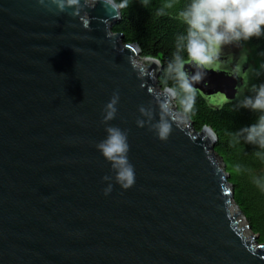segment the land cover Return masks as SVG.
I'll return each instance as SVG.
<instances>
[{
    "label": "water",
    "instance_id": "1",
    "mask_svg": "<svg viewBox=\"0 0 264 264\" xmlns=\"http://www.w3.org/2000/svg\"><path fill=\"white\" fill-rule=\"evenodd\" d=\"M71 12L0 0V264H264L213 129L188 118L160 141L137 127L162 89L159 60L114 31L121 10L87 0L88 28ZM230 45L195 85L214 107L242 99L258 70L245 43ZM107 126L128 130L136 181L124 190L113 179L105 196L115 173L95 144Z\"/></svg>",
    "mask_w": 264,
    "mask_h": 264
},
{
    "label": "clouds",
    "instance_id": "2",
    "mask_svg": "<svg viewBox=\"0 0 264 264\" xmlns=\"http://www.w3.org/2000/svg\"><path fill=\"white\" fill-rule=\"evenodd\" d=\"M48 11L64 13L72 9L73 17H79L85 28L90 21L81 12L86 7L87 0H37ZM101 3L106 13H115L117 17L120 10L129 7L130 0H97ZM147 6L150 0H140ZM171 0L158 10V15L164 14L165 8H172ZM179 15L186 25V32L176 38V51L169 61L166 69L164 86L159 91L150 94L153 101L148 107L139 106L138 111L146 119H137V127L146 125L149 131L155 133L160 141H167L173 131V124L179 126L195 113L196 84L206 76L207 71L217 65L220 53L224 46L248 41L253 37L264 36V0H189ZM113 17V18H114ZM182 53L187 54L194 72L186 68V59ZM172 83L169 84L168 81ZM254 95L245 96L239 102V108H247L253 112L261 113L256 123L235 132L237 138L243 137L248 144L258 145L264 149V84L254 86ZM119 92H113L110 100L103 108L101 123L108 124L116 118ZM173 101L176 107L174 108ZM154 103L159 109V119L153 123ZM179 109V111L176 110ZM106 137L95 144L96 149L111 165L115 176L105 175L102 179L108 181V186L103 189L105 196L112 192L113 179L120 187L127 190L134 186L136 181L134 165L129 161L128 130L117 126L105 128ZM261 156L260 152L256 153Z\"/></svg>",
    "mask_w": 264,
    "mask_h": 264
},
{
    "label": "trees",
    "instance_id": "3",
    "mask_svg": "<svg viewBox=\"0 0 264 264\" xmlns=\"http://www.w3.org/2000/svg\"><path fill=\"white\" fill-rule=\"evenodd\" d=\"M167 2L169 0H150L145 7L140 0H130L129 7L121 10L120 22L114 26L115 32L124 35V43H136L142 56L159 60L161 70L158 81L161 87L166 79L167 65L176 51V38L186 32V25L179 12L189 0H171L173 7L165 8L164 14L158 15V10ZM244 42L261 58L245 97L255 94L254 86L264 84V36ZM182 55L187 61V54ZM244 97L237 102H226L220 107H214L197 91L195 113L189 119L197 130L204 126L213 129L216 134L215 151L230 175L234 200L243 211L252 232L259 236L258 241L264 243V149L245 143L243 137L237 138L234 135L240 129L256 123L261 114L239 108V102ZM257 152L262 155L257 156Z\"/></svg>",
    "mask_w": 264,
    "mask_h": 264
},
{
    "label": "rangeland",
    "instance_id": "4",
    "mask_svg": "<svg viewBox=\"0 0 264 264\" xmlns=\"http://www.w3.org/2000/svg\"><path fill=\"white\" fill-rule=\"evenodd\" d=\"M242 43H245V49H247V50H249V53H250V57H251V59H254L256 62H257V64H258V67L257 68H259V64H260V57H259V55L258 54H256L250 47H249V45L248 44H246V42H244V41H241V42H239L238 44H235V46L233 47V50H234V53H238V52H240L242 49V47H241V45L240 44H242ZM229 46H231V45H228V47ZM225 48H226V46H224ZM141 57H144V56H142L141 55ZM137 60V62L138 63H140V62H142V59L141 58H137L136 59ZM175 104V103H174ZM174 108H175V106H174ZM252 231V230H251Z\"/></svg>",
    "mask_w": 264,
    "mask_h": 264
},
{
    "label": "bare ground",
    "instance_id": "5",
    "mask_svg": "<svg viewBox=\"0 0 264 264\" xmlns=\"http://www.w3.org/2000/svg\"><path fill=\"white\" fill-rule=\"evenodd\" d=\"M137 55H138V56L141 55V54H140V51L137 52ZM140 57H141V56H140ZM140 57H138V58H140ZM141 59H142V58H141ZM140 63H143V59H142V62H140Z\"/></svg>",
    "mask_w": 264,
    "mask_h": 264
}]
</instances>
